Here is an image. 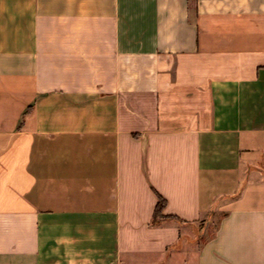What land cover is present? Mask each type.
I'll list each match as a JSON object with an SVG mask.
<instances>
[{
    "label": "crops",
    "instance_id": "1",
    "mask_svg": "<svg viewBox=\"0 0 264 264\" xmlns=\"http://www.w3.org/2000/svg\"><path fill=\"white\" fill-rule=\"evenodd\" d=\"M263 158L264 0H0V264H264Z\"/></svg>",
    "mask_w": 264,
    "mask_h": 264
},
{
    "label": "rangeland",
    "instance_id": "2",
    "mask_svg": "<svg viewBox=\"0 0 264 264\" xmlns=\"http://www.w3.org/2000/svg\"><path fill=\"white\" fill-rule=\"evenodd\" d=\"M219 219H220L219 215H214L212 217L204 219L201 222L200 228L205 231L203 235L204 239H209L214 235Z\"/></svg>",
    "mask_w": 264,
    "mask_h": 264
},
{
    "label": "trees",
    "instance_id": "3",
    "mask_svg": "<svg viewBox=\"0 0 264 264\" xmlns=\"http://www.w3.org/2000/svg\"><path fill=\"white\" fill-rule=\"evenodd\" d=\"M166 204V200L160 195H158V204L153 218V225L158 224L161 219L165 218V216L163 215V210L165 209Z\"/></svg>",
    "mask_w": 264,
    "mask_h": 264
},
{
    "label": "built area",
    "instance_id": "4",
    "mask_svg": "<svg viewBox=\"0 0 264 264\" xmlns=\"http://www.w3.org/2000/svg\"><path fill=\"white\" fill-rule=\"evenodd\" d=\"M263 162H264V158H263Z\"/></svg>",
    "mask_w": 264,
    "mask_h": 264
}]
</instances>
